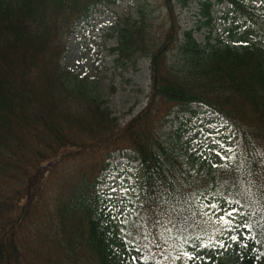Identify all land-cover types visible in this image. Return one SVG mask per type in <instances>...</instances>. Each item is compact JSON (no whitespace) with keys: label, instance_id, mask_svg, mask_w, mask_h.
I'll use <instances>...</instances> for the list:
<instances>
[{"label":"trees","instance_id":"obj_1","mask_svg":"<svg viewBox=\"0 0 264 264\" xmlns=\"http://www.w3.org/2000/svg\"><path fill=\"white\" fill-rule=\"evenodd\" d=\"M118 1L0 0V264H227L226 247L237 264H264V2L215 0L232 7L236 46L180 34L173 0L159 39L147 17L119 18L117 62L151 61L149 103L122 125L62 66L71 35ZM194 104L235 125L223 158L159 134L174 107L196 116ZM125 150L136 175L111 201L100 179Z\"/></svg>","mask_w":264,"mask_h":264},{"label":"rangeland","instance_id":"obj_2","mask_svg":"<svg viewBox=\"0 0 264 264\" xmlns=\"http://www.w3.org/2000/svg\"><path fill=\"white\" fill-rule=\"evenodd\" d=\"M202 2L204 0H173V11L181 29L180 34L192 30L194 38L202 45L208 43L217 45L222 42L236 46L237 39L230 35L232 24L225 19L228 5L208 8L210 13L208 17L204 13L205 6H202ZM250 2L259 6L264 0ZM168 13L164 0H119L117 6L96 13L90 25L84 24L68 39V50L62 60L63 67L77 80L87 81L93 91L107 100L113 117L122 125L137 116L148 103L151 62L142 54H137L130 60H123V63L117 62V53L111 52L117 45L112 35L114 24L119 18L130 17L141 21L147 17L145 23L149 25V31L153 37L159 39L170 28L171 20ZM177 57L178 53L175 51L169 55L172 62ZM192 110L200 111V114L193 117L189 113H183L179 107L173 108L159 130L163 140L169 146H177L176 143H180L179 147H184L186 144L191 150L202 148L203 151L209 150L208 152L215 156L221 158L226 156L228 150L220 142V138L234 135L233 122L228 118L222 120L218 115L206 112L204 106L195 104L192 105ZM127 154L115 153L110 161L109 170L100 179L101 192L109 193L114 200L124 198V186H131L136 175L137 163ZM50 167V162L44 164L46 174L50 172ZM44 179V176H40V183ZM203 251L207 256L218 255L215 251ZM218 256L220 260L229 264L238 262V257L232 250L225 249L224 253Z\"/></svg>","mask_w":264,"mask_h":264},{"label":"snow or ice","instance_id":"obj_3","mask_svg":"<svg viewBox=\"0 0 264 264\" xmlns=\"http://www.w3.org/2000/svg\"><path fill=\"white\" fill-rule=\"evenodd\" d=\"M233 211H234V209H233ZM230 216H231V213H228L226 216L222 217V219H225L228 222H230Z\"/></svg>","mask_w":264,"mask_h":264}]
</instances>
